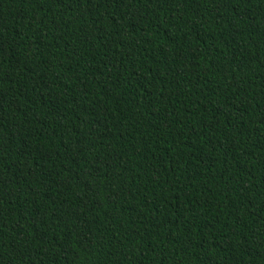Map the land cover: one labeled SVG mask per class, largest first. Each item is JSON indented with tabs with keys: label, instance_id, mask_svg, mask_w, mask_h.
<instances>
[{
	"label": "trees",
	"instance_id": "obj_1",
	"mask_svg": "<svg viewBox=\"0 0 264 264\" xmlns=\"http://www.w3.org/2000/svg\"><path fill=\"white\" fill-rule=\"evenodd\" d=\"M0 264H264V0H0Z\"/></svg>",
	"mask_w": 264,
	"mask_h": 264
}]
</instances>
